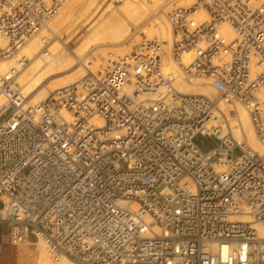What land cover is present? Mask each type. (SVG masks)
Instances as JSON below:
<instances>
[{
  "label": "built area",
  "instance_id": "2783aa9c",
  "mask_svg": "<svg viewBox=\"0 0 264 264\" xmlns=\"http://www.w3.org/2000/svg\"><path fill=\"white\" fill-rule=\"evenodd\" d=\"M61 2L0 0V60ZM171 3L169 43L133 30L122 55L35 106L11 89L13 75L1 80L0 225L10 245L41 240L55 263L264 264L253 226H264V154L231 124L242 105L264 148V0ZM198 79L218 101L175 86ZM210 243L231 248L213 253Z\"/></svg>",
  "mask_w": 264,
  "mask_h": 264
},
{
  "label": "bare ground",
  "instance_id": "6f19581e",
  "mask_svg": "<svg viewBox=\"0 0 264 264\" xmlns=\"http://www.w3.org/2000/svg\"><path fill=\"white\" fill-rule=\"evenodd\" d=\"M67 1L68 0H62L56 14L46 22L47 24L45 23L43 26V28L46 26L51 34H56V30L59 26L74 25L79 20L80 22H82V20H86L84 23L86 24L90 22L88 17L96 14L92 12L90 8L95 0H71L69 3ZM111 1L113 3H118L122 0ZM151 1L154 7L152 8V11L161 12V14L157 18L152 19L147 24L143 25L142 28L145 29L150 36H155L159 40H164L169 43L171 32L168 22L167 9H169L172 5L171 2H174L179 6H183L186 4H191L194 0ZM107 7L109 8L110 4H108ZM147 9V0H125L124 4H122V11H119L120 13L112 12L105 19L100 15L99 21L90 25L89 35L85 41V44L83 45L84 49L91 47L96 49V51L92 53L93 60L84 59L82 57V53L84 51L81 53V50H78L76 53H72L71 55L65 52L63 49H47V37L43 38L37 36L32 38L38 34L43 29L42 28L39 32L26 39L23 46L17 50L19 53L15 51L7 57L9 59L6 62H0V82L3 79H9L17 72H20L19 68L23 66L21 63L23 58L28 60L29 64H27L26 68L21 71L20 75H18L17 81L15 80L16 82L12 84L11 89H15L22 99H27L26 104L35 106L36 104L46 100V98L55 90L65 88L71 84L79 82L84 73L87 71H95L99 64H102L105 59H108L109 54L122 55V53L125 51V48L123 46L124 43L120 44V42H122L123 38L129 34L130 21L133 23V26L138 27V24L144 19ZM198 15L200 20L206 19V16L203 12L198 13ZM219 29L229 39L233 38L232 30L228 26L220 25ZM0 44H4L3 39H0ZM109 46H118V48L108 49ZM20 49L21 51H19ZM40 59H43L46 64H42ZM100 59L104 60L100 61ZM61 73H63L65 76L60 77V79H53V77L50 79L51 81L43 84L44 79ZM15 83L18 85L17 87H15ZM175 86L182 93H198L208 97L213 101L219 100L218 93L211 87L208 80L198 79L192 83L178 81ZM5 102L6 96L0 92V109ZM219 104L222 110L226 111L229 109V107H224L225 105L223 103L220 102ZM233 112L234 119L231 124L235 125L237 123L241 125L244 134L243 137L237 135V139H244L256 154L263 155L264 148L258 142L254 134L245 108L242 105H235ZM90 121L96 126L102 125V121L98 116H93ZM135 207L136 205L131 206V208ZM233 220L249 221L250 219L246 215H239L234 216ZM253 226L256 229L257 235L261 238H264V226L256 223H254ZM32 247L35 254L36 264H53V262L51 263V259H49L47 254V246L44 242L41 240L36 241L32 244ZM208 247L211 252L220 253L222 255H224L231 248L230 245L225 243H210ZM55 264L75 263L64 257H61Z\"/></svg>",
  "mask_w": 264,
  "mask_h": 264
},
{
  "label": "rangeland",
  "instance_id": "374dc122",
  "mask_svg": "<svg viewBox=\"0 0 264 264\" xmlns=\"http://www.w3.org/2000/svg\"><path fill=\"white\" fill-rule=\"evenodd\" d=\"M71 0H68L67 2L69 3ZM88 1V0H87ZM125 0H122L121 2H112L111 0H105V1H101V0H95L93 5L90 7L92 12L96 13L93 16H89L88 18L90 19L88 23L84 24L86 22V20H82V22H80V20L75 23L74 25H66V26H59L57 28V33H53L51 34L48 29L46 28V26L34 37H47V41L48 42V46L47 49L49 48V50H59V49H63L65 52L69 53L72 55V53H76V51L81 50L84 51L82 53V57L84 59L87 58V56L89 54L94 53V51H96V49L94 48H88V49H84L83 45L85 44V41L87 40V37L89 35L90 32V25L95 24L99 21V16L101 15L102 18H107L112 12L114 13H120L119 11H122V4H124ZM108 4H110V7L108 8ZM152 1L151 0H147V12L144 15V19L138 24V27L133 26L132 22L130 21L129 23V27H130V31L129 34L126 35L122 42H120V44H123L124 40H126L132 33L133 30H138L140 28L143 27V25L147 24L149 21H151L152 19L157 18L161 12H157V11H152L153 5H152ZM152 6V7H151ZM168 11V9H167ZM166 11V12H167ZM166 17V16H165ZM47 24V23H46ZM30 38V39H32ZM29 40V39H28ZM162 41V40H161ZM81 46V48H80ZM118 46H109L108 49H117ZM44 49V48H43ZM21 51V49L19 50ZM18 52V51H17ZM16 52V53H17ZM19 53V52H18ZM21 55V54H20ZM9 58L7 59H3L0 60V62H6ZM42 64H46V62L43 59H40ZM27 64H29V61L26 60L25 64L19 68L20 72H17L14 77L12 78L13 83L17 81L18 75L21 74V71H23ZM65 75H63V73L61 74H56L50 78L44 79L43 80V84L48 83L49 81H51L50 79H60V77H64ZM16 80V81H15ZM17 83H15V87H17ZM27 99H24V104L25 106H30L28 104H26ZM4 116H2L0 118V120L3 118ZM203 142H205L207 145H216L218 143H213L211 142L209 139H201ZM197 142H200V139L197 140ZM34 242L33 241H28V242H23L20 243L16 246H12L9 244L8 242V238H7V228L4 225H0V264H30L27 261L20 260V254L22 252L21 249L19 248H25L26 252L29 254H32V244ZM50 259V258H49ZM53 261L51 260V263ZM53 264H55V262H53Z\"/></svg>",
  "mask_w": 264,
  "mask_h": 264
},
{
  "label": "crops",
  "instance_id": "0c3cea01",
  "mask_svg": "<svg viewBox=\"0 0 264 264\" xmlns=\"http://www.w3.org/2000/svg\"><path fill=\"white\" fill-rule=\"evenodd\" d=\"M19 249L22 250V252L19 253L21 261L25 260V261H27L30 264H36V259H35V254H34V250L33 249H31L32 250V254L27 253L25 248H19Z\"/></svg>",
  "mask_w": 264,
  "mask_h": 264
}]
</instances>
